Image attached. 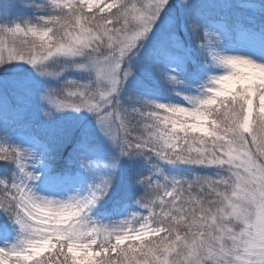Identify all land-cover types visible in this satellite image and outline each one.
Listing matches in <instances>:
<instances>
[{
  "label": "rangeland",
  "instance_id": "obj_1",
  "mask_svg": "<svg viewBox=\"0 0 264 264\" xmlns=\"http://www.w3.org/2000/svg\"><path fill=\"white\" fill-rule=\"evenodd\" d=\"M18 1L20 14L38 3V24L5 20L13 6L0 0V32L29 30L42 53L8 48L0 74V160L8 155L0 165V264L38 255L47 264L117 259L123 244L162 236L152 205H179L175 194L192 177L169 166L176 124L228 146L204 165L225 195L173 264H264V134L251 120L254 100L264 114V0H149L118 27L106 17L118 16L122 0ZM75 6L96 10L97 19L72 16L78 25L50 36L47 24ZM238 88L247 99L231 140L234 132L219 134L203 107L225 104ZM125 116L138 122L133 139Z\"/></svg>",
  "mask_w": 264,
  "mask_h": 264
},
{
  "label": "trees",
  "instance_id": "obj_2",
  "mask_svg": "<svg viewBox=\"0 0 264 264\" xmlns=\"http://www.w3.org/2000/svg\"><path fill=\"white\" fill-rule=\"evenodd\" d=\"M17 1L18 0H9L13 9L6 15L5 20L11 21L12 19L18 18L22 24L27 22L38 24V20H35L38 13V8L35 5L38 3H34L32 8L28 9L26 13L24 12L20 14ZM147 2H149V0H122L119 4L120 7H118L116 11L117 13L115 14L118 16L112 17L113 15H110L109 17H106L105 15V17L111 18L110 21H112L113 27L127 25L129 22L133 21V9H142L144 4ZM22 3L26 4L24 0H22ZM96 12V10L90 12L86 11L82 7L76 6L69 8L68 10L62 9L57 13L60 18L47 24V26L51 28L48 33L53 38L62 35V32L65 29L70 26L72 27V25H78V22L73 23L71 18L72 16L76 17V15L80 14L81 16L87 17L91 20V23L93 19H97V16L94 17ZM97 23H99L100 26L105 24H102L101 21H98ZM0 33V53L3 56L0 59V74L2 72L5 73V69H8L5 67L7 61L3 60L7 50L11 49L17 53L25 55L42 53V46L38 44L36 37L32 36L29 30H26L25 34H22L18 27H11L9 32L5 31ZM52 44L53 43L51 42V45ZM93 47L95 48V46ZM103 47H101L103 51L102 55L106 53V51L104 52ZM107 53H109V51ZM32 85H34V83H32ZM32 88L33 87H28L29 90ZM5 90L6 92H10V89L7 86L4 87V91ZM16 91H18L20 95L24 96V93L27 92L26 90L21 89ZM244 92H246L245 89L242 90L238 88L233 97L225 101V104L222 105L221 102L217 101L207 107H203V113L208 118V124L215 129H219V134H230L231 132L233 134L234 132L231 140L235 136L236 130H240L244 100L247 99V95L244 97ZM133 120L134 121L130 120L127 116L121 119L124 126L132 130V132L129 133L130 139L138 136L141 132L138 130L136 131L138 122L136 119ZM251 120L252 131L254 133L256 132V134H264V114L259 112L256 100L253 101ZM173 129L176 130L175 136L178 140L176 139L177 142L175 146L171 148V152L167 156L169 157V159L167 158L169 160V166L180 170V172L182 174L184 173V175H187V172L191 173L192 177L190 179L183 180V187L175 194L174 202H180L179 205L176 207L175 205L169 204L166 205L167 207L159 206V204H156L155 206L152 205V219L165 228V233L160 237L149 238V240H146L141 244H123V246L117 248V252L121 253V256H118L117 259H114V255L104 258L98 257L94 261L92 259L90 262L85 264H129L127 261L131 259L142 260L143 254L146 251H149L150 255L148 263L161 264V262H163V264H173L181 262L180 259L188 255V247H190L192 240L191 237H195L198 227L203 226L202 222H204V218H207L215 206L219 204L221 196H224L226 192L225 189L211 187V183L216 186L217 181L214 174L209 171V167L211 166L204 165H206V162L209 159L214 162H217L218 159H222V146H228V144L227 141L220 144L215 139L211 138L210 136H213V132L210 136L209 134H202L200 130L195 131L191 126L186 124H176ZM71 141H73V143H70V149L72 151L75 143L78 141H75L74 137ZM131 145V150H129L130 153L135 149L134 145ZM6 156H4L5 160H0V165H7ZM212 166H216V168L220 167L217 163H215V165L212 164ZM123 172L126 173L124 170ZM124 177L128 180L129 178L130 180L132 179V176L130 177L129 175ZM171 202L173 203V201ZM165 204L166 203H164V205ZM62 246L63 245H60L55 251L60 258H63L62 263H69L68 259L70 258L64 256L65 253ZM168 250H170V255L167 256L166 253ZM128 251L130 253H126ZM154 259L156 260L154 261ZM29 261L30 264H47V262H42L39 255L35 256V258H30ZM203 262L204 264L208 263L207 260H203Z\"/></svg>",
  "mask_w": 264,
  "mask_h": 264
}]
</instances>
